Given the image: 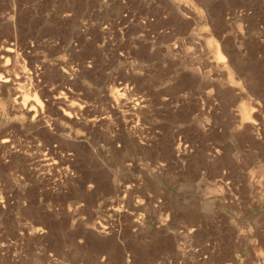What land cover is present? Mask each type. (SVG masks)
I'll return each instance as SVG.
<instances>
[{
	"label": "rangeland",
	"instance_id": "1",
	"mask_svg": "<svg viewBox=\"0 0 264 264\" xmlns=\"http://www.w3.org/2000/svg\"><path fill=\"white\" fill-rule=\"evenodd\" d=\"M0 264H264V0H0Z\"/></svg>",
	"mask_w": 264,
	"mask_h": 264
},
{
	"label": "bare ground",
	"instance_id": "2",
	"mask_svg": "<svg viewBox=\"0 0 264 264\" xmlns=\"http://www.w3.org/2000/svg\"><path fill=\"white\" fill-rule=\"evenodd\" d=\"M209 41H211V40H209ZM210 43H211V42H210ZM217 53H218V56H219L218 58L221 59V58H222V56H221L222 54L219 53V52H217ZM218 58H216V60H219ZM221 60H222V59H221ZM241 113H242V114H241L242 117H241V116H240V117L243 118L242 120H244V119L249 120V119L251 118V117L248 116L246 109H244ZM250 115H251V113H250ZM246 120H244V121H246ZM249 121H250V120H249ZM249 121H248V122H249Z\"/></svg>",
	"mask_w": 264,
	"mask_h": 264
}]
</instances>
